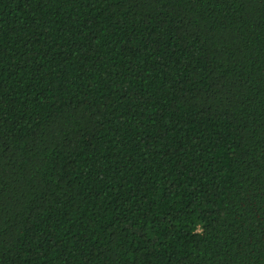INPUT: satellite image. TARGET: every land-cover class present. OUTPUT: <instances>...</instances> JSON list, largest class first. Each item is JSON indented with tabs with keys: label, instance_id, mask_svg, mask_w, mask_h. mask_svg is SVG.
Wrapping results in <instances>:
<instances>
[{
	"label": "trees",
	"instance_id": "16d2710c",
	"mask_svg": "<svg viewBox=\"0 0 264 264\" xmlns=\"http://www.w3.org/2000/svg\"><path fill=\"white\" fill-rule=\"evenodd\" d=\"M0 264H264V0H0Z\"/></svg>",
	"mask_w": 264,
	"mask_h": 264
}]
</instances>
